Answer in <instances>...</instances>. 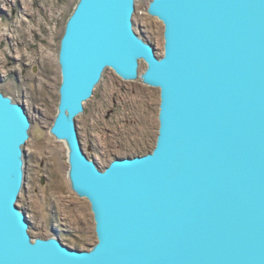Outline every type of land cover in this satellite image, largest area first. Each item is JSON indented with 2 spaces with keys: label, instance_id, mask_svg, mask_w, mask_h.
<instances>
[{
  "label": "water",
  "instance_id": "obj_1",
  "mask_svg": "<svg viewBox=\"0 0 264 264\" xmlns=\"http://www.w3.org/2000/svg\"><path fill=\"white\" fill-rule=\"evenodd\" d=\"M135 2L77 0L59 40L49 133L90 203L87 250L29 234L16 201L31 123L0 91V264H264V0H149L161 56L133 28ZM106 68L159 89L158 129L151 151L101 169L75 118Z\"/></svg>",
  "mask_w": 264,
  "mask_h": 264
},
{
  "label": "rangeland",
  "instance_id": "obj_2",
  "mask_svg": "<svg viewBox=\"0 0 264 264\" xmlns=\"http://www.w3.org/2000/svg\"><path fill=\"white\" fill-rule=\"evenodd\" d=\"M0 0V91L22 104L31 123L24 150V184L16 205L26 212L31 236L57 235L87 250L96 242L90 203L67 180V149L49 133L61 81L59 40L77 0ZM149 0H136L134 30L163 54V24L146 12ZM53 8L52 16L44 9ZM146 67L139 61V71ZM143 69V70H144ZM159 89L123 80L106 68L75 118L83 152L102 169L115 157L143 155L154 146Z\"/></svg>",
  "mask_w": 264,
  "mask_h": 264
},
{
  "label": "bare ground",
  "instance_id": "obj_3",
  "mask_svg": "<svg viewBox=\"0 0 264 264\" xmlns=\"http://www.w3.org/2000/svg\"><path fill=\"white\" fill-rule=\"evenodd\" d=\"M22 4L24 5V10L25 11H28V8H27V6H26V2H25V0H22ZM46 12H47V15L48 16H52V14H53V8L52 7H50L49 9H44ZM143 69H144V67H142L141 68V70L139 71V72H142L143 71Z\"/></svg>",
  "mask_w": 264,
  "mask_h": 264
}]
</instances>
